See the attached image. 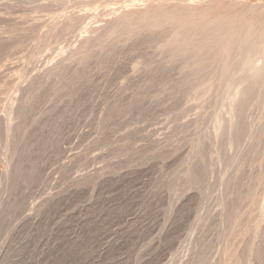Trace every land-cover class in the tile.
Listing matches in <instances>:
<instances>
[{"label": "rangeland", "instance_id": "rangeland-1", "mask_svg": "<svg viewBox=\"0 0 264 264\" xmlns=\"http://www.w3.org/2000/svg\"><path fill=\"white\" fill-rule=\"evenodd\" d=\"M0 264H264V0H0Z\"/></svg>", "mask_w": 264, "mask_h": 264}, {"label": "bare ground", "instance_id": "bare-ground-1", "mask_svg": "<svg viewBox=\"0 0 264 264\" xmlns=\"http://www.w3.org/2000/svg\"><path fill=\"white\" fill-rule=\"evenodd\" d=\"M193 21V20H192Z\"/></svg>", "mask_w": 264, "mask_h": 264}]
</instances>
